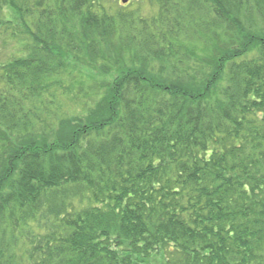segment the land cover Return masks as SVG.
Segmentation results:
<instances>
[{"label":"trees","instance_id":"trees-1","mask_svg":"<svg viewBox=\"0 0 264 264\" xmlns=\"http://www.w3.org/2000/svg\"><path fill=\"white\" fill-rule=\"evenodd\" d=\"M7 46L0 264H264V0H0Z\"/></svg>","mask_w":264,"mask_h":264},{"label":"rangeland","instance_id":"rangeland-1","mask_svg":"<svg viewBox=\"0 0 264 264\" xmlns=\"http://www.w3.org/2000/svg\"><path fill=\"white\" fill-rule=\"evenodd\" d=\"M127 3V2H126ZM129 6V5H128ZM132 9L134 10V7H132ZM145 11H147V14H149L151 11H153V7L152 6H146L145 7ZM20 46H21V44L20 43H18V42H16V43H13V45H12V47H14L13 49H14V51H19V49H20ZM2 48L0 47V50H1ZM5 50H3L2 49V53L0 54L1 56H0V63L1 62H3L2 60H5V59H8L9 57H10V54H11V52H12V48H11V46H7V47H5L4 48ZM109 79V78H108ZM99 87V86H98ZM74 90H76V89H74ZM61 96H63V95H65V94H60ZM64 99H65V101L63 102V103H65V105H67V108H68V106L69 107H74V105H71L70 103H69V99H68V97H64ZM83 100H84V98H83ZM81 107H79V109H80Z\"/></svg>","mask_w":264,"mask_h":264},{"label":"water","instance_id":"water-1","mask_svg":"<svg viewBox=\"0 0 264 264\" xmlns=\"http://www.w3.org/2000/svg\"><path fill=\"white\" fill-rule=\"evenodd\" d=\"M124 2H127V0H124Z\"/></svg>","mask_w":264,"mask_h":264}]
</instances>
